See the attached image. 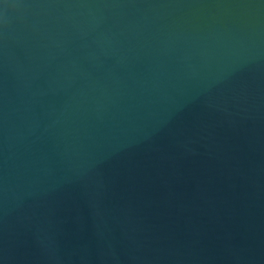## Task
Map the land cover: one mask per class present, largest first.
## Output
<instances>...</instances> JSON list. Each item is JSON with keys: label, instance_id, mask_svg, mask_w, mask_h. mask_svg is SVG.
<instances>
[{"label": "water", "instance_id": "95a60500", "mask_svg": "<svg viewBox=\"0 0 264 264\" xmlns=\"http://www.w3.org/2000/svg\"><path fill=\"white\" fill-rule=\"evenodd\" d=\"M0 264H264V0H0Z\"/></svg>", "mask_w": 264, "mask_h": 264}]
</instances>
